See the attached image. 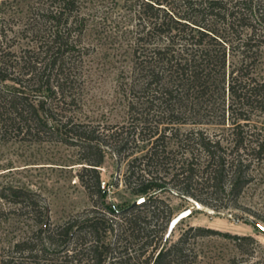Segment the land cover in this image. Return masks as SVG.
<instances>
[{"label": "trees", "instance_id": "trees-1", "mask_svg": "<svg viewBox=\"0 0 264 264\" xmlns=\"http://www.w3.org/2000/svg\"><path fill=\"white\" fill-rule=\"evenodd\" d=\"M84 1H1L0 135L77 146L92 205L53 223L38 193L1 186L35 227L0 246V264H186L190 237L213 230L189 226L171 241L168 196L242 209L264 160L250 115L264 113V0H126L136 18L128 122L102 128L67 110L81 101ZM109 148L128 159L123 183L141 203H105Z\"/></svg>", "mask_w": 264, "mask_h": 264}, {"label": "rangeland", "instance_id": "rangeland-1", "mask_svg": "<svg viewBox=\"0 0 264 264\" xmlns=\"http://www.w3.org/2000/svg\"><path fill=\"white\" fill-rule=\"evenodd\" d=\"M1 1L0 7L5 5ZM83 11L86 27L82 45L86 53L81 101L67 110L77 121L101 128L126 123L136 28L134 8L126 0H85ZM260 73L264 76V64ZM250 115L251 124L264 131V113L255 110ZM80 154L77 146L59 139L33 141L14 134L0 135V187L11 185L38 193L51 222L61 223L92 205L78 177L84 166ZM127 160L106 149L98 169L107 205L125 207L138 198L123 183ZM256 166L253 180L240 199L242 209L215 210L168 196L173 216L193 206L190 215L174 227L171 241L189 226L213 230L208 235L190 237L186 264H264V160ZM34 227L24 209L0 198V246L14 243Z\"/></svg>", "mask_w": 264, "mask_h": 264}, {"label": "water", "instance_id": "water-1", "mask_svg": "<svg viewBox=\"0 0 264 264\" xmlns=\"http://www.w3.org/2000/svg\"><path fill=\"white\" fill-rule=\"evenodd\" d=\"M145 199L144 196L138 197L137 199H135L132 203L131 206L137 205L139 203H141L143 200ZM193 209L192 207H186L183 210H181L179 213H177L175 216L172 217V219L170 220L168 229H167V233L166 236L170 235L174 229V227L176 226V224L184 217H187L190 215L191 210Z\"/></svg>", "mask_w": 264, "mask_h": 264}]
</instances>
